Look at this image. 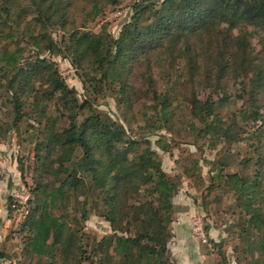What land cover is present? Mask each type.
Masks as SVG:
<instances>
[{
  "label": "rangeland",
  "instance_id": "1",
  "mask_svg": "<svg viewBox=\"0 0 264 264\" xmlns=\"http://www.w3.org/2000/svg\"><path fill=\"white\" fill-rule=\"evenodd\" d=\"M117 1L116 5L109 0L82 1L81 5L78 3L72 7L70 16L82 31L91 34L106 32L118 39L123 27L131 22L136 4L145 2L159 7L162 3V0ZM94 3L99 7V14L95 13ZM0 13V264H46L45 257L38 258L24 252L29 236L26 223L31 216L30 209H33L30 201L39 199L34 189L43 181L49 184L48 191H53L56 179L55 174L41 178L35 161L37 145L52 129L59 132L65 126H72L69 114H62L64 109L58 106L59 94L42 99L40 93L35 95L36 87H39L36 84L32 96L18 97L23 106L20 111L22 118L16 128V103L13 94L5 87L4 75H9L3 58L8 53L20 62L38 57L54 62L66 83L77 90L81 103L88 99L91 109L96 110L104 122L117 125L121 134L120 126L124 128L126 139L142 140L139 152L150 147L157 153L156 159L161 162L162 169L178 187L173 198V222L169 226L171 238L167 245L166 264H258L259 259H255L253 254L258 255L259 250L254 244L258 237L264 241V228L261 231L256 229L257 234L251 231L247 209L239 204L235 192L226 186H216V177L222 162L230 165L228 172H239L242 176L253 177L256 171V147L264 142L253 137V133L259 130L257 128L264 132V32L260 28L249 21H242L232 30L221 24L186 44L176 45L172 51L168 45L157 49L150 58L153 90L148 91L144 78L142 80L141 72L149 73V67L140 62L131 80L136 91L127 94L120 102L117 86L115 90L97 89L95 83H83L85 73L76 70L65 52L68 44L65 30L57 26L49 28L46 34L27 26L38 16L32 2L0 0ZM8 14L13 19L10 22ZM50 37L53 49L49 48ZM213 39H226L233 45L232 63L237 75L228 82L217 80V67L209 64L213 68L210 77L202 69L201 86L193 89L189 80V56L184 55V51H192L191 56L213 54V61L216 48L208 47ZM221 62L226 64V61ZM241 64L248 67V77L239 70ZM256 77L262 80L258 87L255 85L257 79L254 81ZM256 91V105L253 106L251 96ZM194 95L201 101L207 98L219 101L221 105L217 112L226 125L230 117L237 115V143L229 145L222 141L214 147L212 143L216 138L203 137L200 125L191 117L189 110L188 101ZM165 98L171 102L170 111L174 113L171 119L165 118L161 112L160 99ZM255 110L261 113L258 123L248 121L242 115L245 111ZM89 112L82 113L78 121ZM163 147L168 150H162ZM80 155L81 151L77 150L73 163ZM129 158L132 160L134 155H129ZM245 159L251 160L245 165L242 163ZM262 190L257 193V199L263 201L264 207V184ZM77 192L79 195L71 198L65 220L76 227V214L81 219L82 203L86 197H92L87 205L88 218L80 221L76 228L84 237L82 245L87 251L82 264H100L101 255L94 252L95 246L114 232L113 226L106 219L105 202L99 203L98 200L96 203L98 189L92 192L93 196L86 187L77 189L74 194ZM62 213L60 210L57 215ZM50 241L53 242L52 239ZM54 262L61 264L58 258Z\"/></svg>",
  "mask_w": 264,
  "mask_h": 264
},
{
  "label": "trees",
  "instance_id": "2",
  "mask_svg": "<svg viewBox=\"0 0 264 264\" xmlns=\"http://www.w3.org/2000/svg\"><path fill=\"white\" fill-rule=\"evenodd\" d=\"M82 1L89 0H29L36 7L38 16L27 26L46 34L49 28L57 26L65 30L68 36L65 52L76 70L85 73L83 83H95L97 89L106 87L115 90L117 86L120 102L127 94L136 91L131 80L140 62L149 67V73L141 72L142 80L144 78L148 91L153 90L150 58L159 48L161 50L168 45L172 48L169 51H172L176 45L186 44L221 24H226L232 30L242 21H249L264 32V0H162L159 7L145 2L136 4L131 22L123 27L120 37L115 39L110 33L91 34L77 28L70 11L78 3L81 5ZM109 1L113 5L118 4L117 0ZM4 6L7 9L8 5ZM93 7L95 13L99 14L98 5L94 3ZM7 20H13L10 14ZM10 31L13 29L10 28ZM10 38H14V35H10ZM49 40V48L53 49V39L50 37ZM213 46L216 48L213 61V54L191 56L192 51H184V55L189 56V80L193 89L201 86L202 69L210 77L212 69L217 67V80L227 82L237 75L232 63L233 45L226 39H213L208 47ZM3 61L9 75H4L5 87L13 94L18 112L16 128L22 118L20 111L23 106L18 97L32 96L36 89L35 95L40 93L42 99L58 93V106L64 109L62 114H69L72 122L71 127L65 126L62 131L54 132L52 129L37 145L35 161L41 178L55 174L56 179L53 191L49 192V184L43 181L34 189L39 199L30 201L33 209H30L31 216L26 223L29 236L25 254L45 257L46 264L49 261L55 264L57 258L61 264L83 263L87 251L82 245L84 237L76 227H79L80 221L88 218L87 205L92 197H86L83 201L81 219L76 214V227L65 219L72 196L79 195V192H74L86 187L92 196L94 190H99L96 203L98 200L99 203L105 202L106 219L114 231L95 246L94 252L101 255L100 264H166L167 245L171 238L169 226L173 222V198L178 193V187L162 169L161 162L156 159L157 153L150 147L139 152L142 140L126 139L124 128L120 126L123 130L121 134L117 125L104 122L101 115L91 109L88 99L81 103L77 90L66 83L54 62L38 57L31 61L26 59L24 63L17 57H11L10 53ZM239 70L248 77L246 65L241 64ZM261 82L257 79L255 85L258 87ZM154 94L157 95L156 91ZM256 94L257 91L251 96L253 106L256 105ZM160 100L165 118L173 115L170 100ZM188 103L191 117L197 120L203 137L216 138L212 146L222 141L229 145L237 143L236 114L228 119L226 125L217 112L221 105L219 101L210 98L201 101L194 95ZM86 110L90 111L89 114L78 121ZM242 115L248 121H261L258 110L245 111ZM257 129L253 137L264 141V132L261 128ZM258 144L261 146L256 147L258 156L253 177L228 172L230 165L224 162L220 164L216 177V186H226L235 192L239 204L247 209L250 228L255 234L256 229L261 231L264 228L263 201L257 199V193L264 184V142ZM165 147L162 150L167 151ZM77 150L81 151V155L73 163ZM131 154L134 155L132 160L129 158ZM249 160L245 159L242 163ZM57 180L60 181L58 187ZM60 210L63 212L61 216L57 215ZM258 238L254 244L259 250L258 255L254 253L253 257L259 259L258 264H264V241Z\"/></svg>",
  "mask_w": 264,
  "mask_h": 264
}]
</instances>
